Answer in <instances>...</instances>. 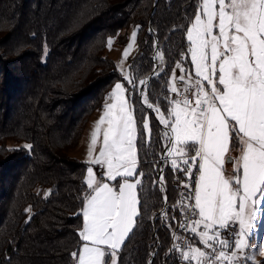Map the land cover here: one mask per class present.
<instances>
[{"label": "trees", "instance_id": "1", "mask_svg": "<svg viewBox=\"0 0 264 264\" xmlns=\"http://www.w3.org/2000/svg\"><path fill=\"white\" fill-rule=\"evenodd\" d=\"M154 1L0 0V264H74L86 164L68 151L121 80L106 55L109 38L138 26V52L130 65L138 85L154 66L156 35L164 72L149 80V99L167 107L166 82L186 52L195 3L158 0L151 15ZM137 99L138 93L132 97ZM143 115L150 118L152 134L151 143L139 147L140 215L119 264H178L170 229L183 218L174 205L184 192L174 180L184 175L168 163L163 169L165 220L161 191L153 184L159 178L162 130L150 110L135 104L141 127Z\"/></svg>", "mask_w": 264, "mask_h": 264}, {"label": "snow or ice", "instance_id": "2", "mask_svg": "<svg viewBox=\"0 0 264 264\" xmlns=\"http://www.w3.org/2000/svg\"><path fill=\"white\" fill-rule=\"evenodd\" d=\"M194 3L181 54L182 61L190 57V67L175 64L166 82L164 110L150 102L148 79L137 85L131 67L123 68L136 30L116 65L126 83L112 87L90 133L83 179L87 190L78 214L83 218L80 244L71 252L74 264H119L120 250L134 231L144 176L138 171L139 147L151 143L152 134L148 115L138 125L137 103L155 113L164 129L163 159L185 177L181 187L186 191L174 205L184 215L178 227L202 247L173 233L174 240L184 239L183 245L173 244L183 264H264V245L259 246L261 260L249 251L258 214L264 212V0ZM112 43L109 38V49ZM155 59L161 61L153 69L159 78L164 55L157 51ZM237 145L239 155L233 157ZM23 147L31 150L32 145ZM227 164L232 165L230 174ZM153 184L166 192L163 169ZM162 216L167 220V211Z\"/></svg>", "mask_w": 264, "mask_h": 264}, {"label": "rangeland", "instance_id": "3", "mask_svg": "<svg viewBox=\"0 0 264 264\" xmlns=\"http://www.w3.org/2000/svg\"><path fill=\"white\" fill-rule=\"evenodd\" d=\"M134 30L137 31V27L133 26V25H130L127 29L122 30L116 37L111 38L112 41H113V43L111 45V49H109V47L107 45L106 55L114 61L115 65H117L120 62L123 50L126 47L127 43L129 42V37L131 36V33ZM137 52H138V44H137V36H136V41L134 43V46L130 50V54H129L127 60L123 64V68L124 69H129L130 68L131 60L136 57ZM156 61H157V67H159L161 61H159L157 59H156ZM182 62L185 64V61H182ZM188 63H189L188 67H190V57L188 58ZM185 66H187V65H185ZM157 67H156V69H157ZM116 69H117V67H116ZM117 71H118V73L120 74V77H121V80L118 81V82L126 83V82L123 81L120 71L118 69H117ZM171 72H172V70H171ZM171 72H170V74L168 76V79L171 76ZM130 74L133 76L132 71L130 72ZM114 85L112 87H114ZM128 87L130 88L131 86L129 85ZM111 89H110V91H111ZM110 91L108 93H110ZM104 103H105V100H104L103 104ZM103 104L98 110L95 111L93 116L88 121L82 136L80 137V139H78V141L75 144V146L71 150L68 151V155L69 156L74 157V158L78 159L79 161H82V162L85 163L86 158H87V147H88V143L90 141V133H91V131L93 129L95 121L102 114ZM161 130H162V134H163L164 129H161ZM100 140H102V132L100 134ZM163 145L165 147L164 141H163ZM238 147L239 146L237 145L235 148H233L232 152L230 153L231 156L235 157V156L239 155ZM98 149H99V143L97 144V152H98ZM161 162H162V164H161ZM159 163H160L159 172H160V169H164L166 167L167 163L170 165V162H167V161H165L163 159V154L160 155ZM87 167H88V165L86 164V169H87ZM94 170H98V166H94ZM225 170H226V174H230L231 171H232V165L231 164H227L225 166ZM176 173H179V172H176ZM85 175H86V173H85ZM184 179H185V177H183L182 179H179L178 177H176L175 180H174V184L181 191H183V189L181 187V181H183ZM165 205H166V203H165ZM258 215H259V219L255 223L254 230H253V232H252V234L250 236V243L254 247H252L249 251H250V253L252 255L255 256V258L257 260H261L262 258L259 256V246L260 245H264V212H261ZM170 235H172L171 231H170ZM192 240H193V235H192ZM170 248H171V245H170ZM248 263L250 264V262H248Z\"/></svg>", "mask_w": 264, "mask_h": 264}, {"label": "built area", "instance_id": "4", "mask_svg": "<svg viewBox=\"0 0 264 264\" xmlns=\"http://www.w3.org/2000/svg\"><path fill=\"white\" fill-rule=\"evenodd\" d=\"M163 154V153H162ZM182 189H183V191L182 192H184L185 193V189L182 187ZM166 208H167V206H166ZM179 211L181 212V210L179 209ZM165 212V211H164ZM184 219V215H183V218H182V220ZM170 231L172 232V235H171V243H172V247H171V249L173 248V244L174 243H179V244H182L183 245V243H184V239H186L188 242H192V234L191 233H189V232H185L184 230H182V229H180L179 227H178V225H176L175 226V228L174 229H170ZM173 233H175L176 235H178V236H181L182 238H184V239H182V240H180V241H176V240H174L173 239ZM176 259H177V262H178V264H183V261L180 259V254L177 252V256H176ZM245 264H249L248 262H245Z\"/></svg>", "mask_w": 264, "mask_h": 264}, {"label": "water", "instance_id": "5", "mask_svg": "<svg viewBox=\"0 0 264 264\" xmlns=\"http://www.w3.org/2000/svg\"><path fill=\"white\" fill-rule=\"evenodd\" d=\"M157 2H158V0H155V1H154V5H153V9H152L151 15H152V14L154 13V11H155V8H156V4H157ZM149 23H150V20H149ZM147 30H150V27H148ZM153 34L155 35V32H154V31H153ZM157 51H158V44H157V39H156V35H155V38H154V44H153V56H154V66H153V69H154V68L156 69V67H157V62H156V59H155V56H156ZM153 69H152L151 73L145 78V79H148V81H149L152 77H154V75H153ZM138 97H139V93H138ZM150 111H151V110H150ZM151 112H152V111H151ZM152 113H153V112H152ZM153 114L155 115V113H153ZM159 126H160V125H159ZM160 128L163 129L162 126H160ZM163 150H164V148H163ZM163 155H164V153H163ZM161 164H162V162H161ZM159 174H160V172H159ZM161 199H162L163 202H164V192H161ZM165 209H166V205H165V202H164L161 213H163V212L165 211ZM171 247H172V243H171Z\"/></svg>", "mask_w": 264, "mask_h": 264}, {"label": "crops", "instance_id": "6", "mask_svg": "<svg viewBox=\"0 0 264 264\" xmlns=\"http://www.w3.org/2000/svg\"><path fill=\"white\" fill-rule=\"evenodd\" d=\"M92 116H93V115H92ZM191 243H193L195 246H201V245L198 244V238H195V239H194V237H193V240H192ZM201 247H202V246H201Z\"/></svg>", "mask_w": 264, "mask_h": 264}]
</instances>
